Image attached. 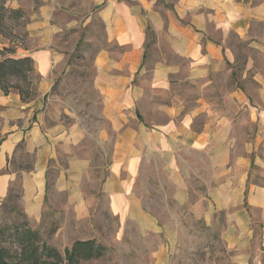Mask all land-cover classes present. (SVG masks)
Returning a JSON list of instances; mask_svg holds the SVG:
<instances>
[{
    "label": "crops",
    "instance_id": "0c3cea01",
    "mask_svg": "<svg viewBox=\"0 0 264 264\" xmlns=\"http://www.w3.org/2000/svg\"><path fill=\"white\" fill-rule=\"evenodd\" d=\"M8 4L20 7L16 0ZM63 12L83 15L84 22L96 19L108 46L94 59L92 86L100 97L99 116L109 126L103 136L112 143L106 175L96 190L111 213L134 221L142 231H155L156 219L143 211L136 192L143 167L156 160L173 199L185 204L191 183L186 158L192 157L197 164L206 159L211 167L208 195L218 197L220 207L244 201L264 207V180L258 185L252 176L256 166L264 178V0H40L35 10H28L25 24V51L40 76L35 83L40 94L22 100L18 92L0 89V201L16 178V173L5 171L8 159L23 145L27 154L35 153L36 161L33 171H22V189L28 198L37 187L34 210L42 204L53 158L42 110L57 77L53 68L61 60L54 35L77 25L75 19L62 18ZM234 37L256 50L260 66L255 65L257 58L247 56L245 69L233 71L238 58ZM227 81L231 90L223 102L205 98L211 88ZM179 82L192 89L189 105L181 109L172 96ZM159 95H165V101L153 99ZM148 110L158 111L162 119ZM244 121L247 127L240 130ZM56 189L68 191L71 200L83 198L73 176L65 180L61 173ZM243 211L245 215L238 212L232 219L246 236L248 215Z\"/></svg>",
    "mask_w": 264,
    "mask_h": 264
},
{
    "label": "rangeland",
    "instance_id": "374dc122",
    "mask_svg": "<svg viewBox=\"0 0 264 264\" xmlns=\"http://www.w3.org/2000/svg\"><path fill=\"white\" fill-rule=\"evenodd\" d=\"M16 1L23 18L8 21L4 32L16 45L15 55L25 56V49L29 48L25 30L28 10H35L40 0ZM7 6L11 7L8 2ZM63 13L62 18L75 19L77 25L54 35L55 49L60 52L61 60L53 68L57 77L44 97L42 110V128L53 144V158L49 159L46 172L49 180L46 179L42 204L34 210L33 204L40 192L32 187L26 198L21 173L34 170L35 153L22 155L19 148L8 159L5 171L16 173V178L7 196L0 201V245L13 251L16 228L23 226L37 231L41 240L60 252L77 239H94L107 247L102 257L80 264H264V207L248 204L220 207V199H212V193L208 195V186L213 185L209 182L212 169L206 159L203 164H197L198 159L186 158L191 183L185 204L173 199L174 191L156 160L151 159L144 165L136 192L142 197L143 211L156 219L155 231H142L134 221H126L123 216L110 212L104 195L96 189L106 175L112 143L103 136L109 133V126L103 124L99 116L100 97L92 86L96 70L94 59L108 46L96 19L84 22L83 15ZM232 45L238 57L232 65L233 71L245 69L247 56L259 59L256 50L246 41L234 37ZM255 65L260 66L261 62L258 60ZM30 79L28 88L20 84L28 91V98H34L40 94L35 86L40 76L35 69ZM230 90V81L221 82L204 96L223 102ZM191 93L186 83L176 84L172 95L176 107L189 105ZM165 98L159 95L153 99L163 102ZM187 109H182L181 114ZM148 113L162 119L158 111L148 110ZM246 127L245 121L239 123L240 130ZM242 145L239 141V151ZM61 173L65 180L72 176L78 180L82 200H71L68 191L56 189V179ZM252 176L256 184H262L264 178L258 167L253 168ZM243 210L248 215L246 236L237 231L239 225L232 219L238 212L245 215Z\"/></svg>",
    "mask_w": 264,
    "mask_h": 264
},
{
    "label": "trees",
    "instance_id": "16d2710c",
    "mask_svg": "<svg viewBox=\"0 0 264 264\" xmlns=\"http://www.w3.org/2000/svg\"><path fill=\"white\" fill-rule=\"evenodd\" d=\"M8 1L10 0H0V89L4 93L16 91L22 100H27L30 99L28 91L21 84L27 88L31 85L30 75L34 71V61L28 55L16 56L15 43L4 32L8 21L16 22L23 18L22 10L7 6ZM19 148L22 149L21 154L25 155L24 146L19 145L16 151ZM244 206H247L245 201ZM106 250L105 245L94 239H77L60 252L41 240L37 231L20 226L15 231L13 251L0 245V264H80L102 257Z\"/></svg>",
    "mask_w": 264,
    "mask_h": 264
}]
</instances>
